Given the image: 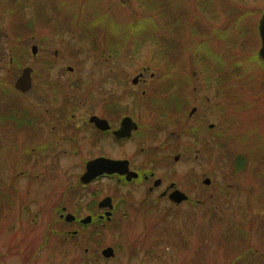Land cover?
<instances>
[{
    "label": "rangeland",
    "instance_id": "rangeland-1",
    "mask_svg": "<svg viewBox=\"0 0 264 264\" xmlns=\"http://www.w3.org/2000/svg\"><path fill=\"white\" fill-rule=\"evenodd\" d=\"M11 1L0 10V264H264V66L258 58L264 0ZM135 22L147 31L133 33ZM190 65L209 80L210 94L200 84L195 97L225 93L223 139L209 135L202 165L194 151L172 165L193 167V201L178 206L161 199V190L112 179L83 189L79 157L104 150L116 161L125 153V144L115 141L92 147L87 128H75L102 108L125 113V106L140 105L134 114L146 126L138 143H154L157 137L144 133L158 122L163 139L194 140L184 132L180 138L171 118L164 125L156 109L165 106H151L158 98L135 101L147 86L132 84L143 66L160 68L155 80H164L175 68L191 77ZM26 67L34 70L33 88L20 93L15 83ZM217 122L215 115L208 120ZM192 142L200 148L197 138ZM137 145H127L130 154ZM241 155L251 161L238 172L234 160ZM111 195L127 199L112 221L81 229L76 238L66 235L70 226L58 208L86 217ZM106 246L115 250L112 259L100 254Z\"/></svg>",
    "mask_w": 264,
    "mask_h": 264
},
{
    "label": "flooded vegetation",
    "instance_id": "flooded-vegetation-1",
    "mask_svg": "<svg viewBox=\"0 0 264 264\" xmlns=\"http://www.w3.org/2000/svg\"><path fill=\"white\" fill-rule=\"evenodd\" d=\"M190 67L188 68L187 71L191 74V77L188 75L182 76V74H179V68H175V70H173L169 75V77H166V79L155 80L158 77V75H160L161 69L159 68V71H152L150 66H143L137 72V74L132 77V84L134 86H139V85L147 86V88L141 92V96L135 95L133 96V98L135 101L136 100L142 101V103L145 102V99H147L146 97H148L149 99H151L153 96L155 98H158L151 102L152 104L151 106L155 108L161 105L165 106L164 108H162L164 110L156 109L158 111V114L161 116V118H163L164 125L166 124V121L169 118H171L173 120L174 128L180 131L177 132L180 133L179 137L181 138V134H183L184 132V135H190L192 138H194V140H196L197 138L200 141L199 142L200 148L197 147L194 149L192 142L194 141L193 139L190 140L187 138L186 139L187 143H185L184 145L183 143L175 144V142L178 139L175 136L172 139L168 138L169 136L168 137L166 136L163 139L160 133L161 128L163 129V124H161L160 122L157 123V127H156L157 130H155L156 128L153 129L152 127L150 128L147 127L148 132L144 133L149 137V139L150 136H152V134L157 137V139H155L153 144H151V141L149 145L138 143L140 142L138 140L141 139L142 141L143 139V138H139L141 137L139 136V133L141 134L142 129L145 128L146 126L141 122L140 116L136 117V115L134 114L135 111L140 110L139 109L141 107L140 105H136L137 103L135 102L132 106L133 108H131L130 106H125V113L117 112L116 111L117 109H114L112 107L102 108L100 113L94 112L90 114L88 117L81 119L83 120V122L75 121V128L77 130L80 127H84V126L85 128H87V130L89 131V133H87L89 135L88 142L92 147L93 145L94 147H97V144L101 143L102 141H104L105 143L107 142L113 143L115 141L120 145L125 144V153L123 154V157H120V159L118 160L125 161V171L127 168L128 173L133 172L136 175H138V177H132V179L129 180L127 178L128 176L127 174L125 176H120L118 174L103 175L97 178L93 183L98 184L101 180L112 179V180H116L117 184H120L119 186L122 187L143 186L145 189H148L149 193H153V192H157V190H161L159 197L161 199L166 198L171 202H173L170 198L171 195L179 191L187 195V199L181 203L173 202L176 205L179 204L178 206L186 204L193 199V196L191 194L194 184L192 182L193 167L192 168L189 167L188 169H184V170L183 169L177 170V169H173L172 165H176L177 163L179 164L188 157H191L190 153L192 154L193 151L195 153L201 152L202 154L201 165H202L204 163V157L209 152V149L211 150L210 138L213 137L214 142H216L215 141L216 139L218 140L223 139L221 137H224L225 134L224 121L221 124L220 120L225 119V115H224L225 93H223V97H222V92L219 89H217V92L215 91L214 94H212V98H210L208 95L210 94L209 85H208L209 80L204 79L203 76L197 75L196 71L193 70L192 65H190ZM199 80L201 82H199ZM218 81L219 79L217 80V82ZM200 84H201V89L206 91L208 94L205 93L203 97L202 96L195 97L194 95L199 92L198 85ZM164 89H168V91H164ZM133 91L134 92H132V94H135V89H133ZM191 94L193 95L192 97L190 96ZM167 99L172 100L171 108H168L165 104V101ZM149 108L152 109L151 107ZM161 110L162 112L160 113ZM184 112H188V113L185 114ZM169 113L171 114L170 116ZM182 114H185V116L183 118H180ZM213 115L217 116L218 122L208 123V120ZM92 117L99 118L100 120L104 121V124L101 123L97 124L95 121H92ZM124 119L125 121L126 119H130L131 122L130 123L126 122L128 128H125V139H119L115 136V133L116 131H119L122 128V123ZM177 119L179 120L177 123H175L174 121ZM62 120L65 119L61 118L60 121ZM131 123H135L136 126H134V124L131 125ZM62 125L65 124L62 123ZM133 126L134 128H132ZM129 127H131L132 129ZM167 130L172 131L169 129ZM171 133H173V131ZM83 139L87 140V138H83ZM83 139L80 141L81 145ZM130 142L138 144L136 149L134 150L135 152H133L132 154H130L129 149L127 147V145ZM220 145L221 144L217 143L218 147H220ZM179 146L184 147L183 152H178ZM79 153L81 155L80 148H79V152L76 150L75 154H79ZM141 155L143 156L145 155L144 156L145 158L141 157ZM199 155L200 154L196 156V159L199 158ZM100 158L112 159L108 156L106 152H104V150H102L99 153L97 152L94 155L93 153H89V156L85 158L79 157V159H81L82 162L85 163V172H86L87 164L89 162L95 161ZM163 164L164 166H162ZM207 179L210 180V178L205 177L204 180L202 179V183L204 184V186L209 187L211 185V182L206 183ZM82 186L83 189L87 187L83 184ZM107 197H111L112 201L104 203L103 201ZM107 197L98 200L95 203V208L90 210V214L87 216L91 217V221L88 224H83L82 219L84 217L76 213H72V215L76 216V219L71 223L67 222L66 214L62 213L61 211L67 213L68 207L66 206H61V208L57 207L58 208L57 211L58 213H60L59 217L63 219L70 226L68 230L65 231L66 235H71L72 238H76V236H78L81 233V229L94 226L93 224H95L96 227L98 228L99 225L105 222L112 221L113 217H115L116 214L121 209L120 204L124 205L125 203H127V199L125 197L115 198L114 195ZM90 246L91 245L86 246V251H89ZM109 247L111 246H106L101 250L100 254L102 255L103 259L109 260V258L103 256V251ZM94 250H96V248ZM88 260L91 261L96 259H88Z\"/></svg>",
    "mask_w": 264,
    "mask_h": 264
},
{
    "label": "water",
    "instance_id": "water-1",
    "mask_svg": "<svg viewBox=\"0 0 264 264\" xmlns=\"http://www.w3.org/2000/svg\"><path fill=\"white\" fill-rule=\"evenodd\" d=\"M259 33H260L261 43H262V46L259 51V57L262 61H264V13L260 20ZM32 51H33V54L36 55L38 52L37 46H33ZM32 72H33V69L30 67H26L23 69L21 76L17 79L15 83V88L18 91L22 93H26L32 88ZM92 121H95L97 124L98 123L104 124V121L96 117H92ZM126 122L130 123L131 120L126 119L125 121L124 119L122 123V128L119 131H116L115 133V136L119 139L125 138V128H128V125ZM132 124L136 126L135 123H131V125ZM134 126L132 128H134ZM105 172L107 173L117 172L120 174H125V162L113 161L111 159H106V158H100L95 161H91L88 163L87 172L83 175L81 180L83 183H90L98 175H101ZM209 182H210L209 180L206 181V183H209ZM171 198L176 202H181L183 199H186V196L180 192H175L171 195ZM69 217L71 218L70 215L68 216V219ZM103 254L106 257H112L114 255V252L112 248H108L104 250Z\"/></svg>",
    "mask_w": 264,
    "mask_h": 264
},
{
    "label": "trees",
    "instance_id": "trees-1",
    "mask_svg": "<svg viewBox=\"0 0 264 264\" xmlns=\"http://www.w3.org/2000/svg\"><path fill=\"white\" fill-rule=\"evenodd\" d=\"M5 2H6V0H0V10H3L4 8H6L7 7V4H5ZM11 2H17L16 0H12ZM136 25V28L134 27L135 25ZM133 33H134V31L137 33V30L139 29L140 30V33L143 31H147V29L145 30V25L143 26V25H141V23L139 22V23H133ZM132 27V26H131ZM220 30L221 29H216V32H218L216 35L217 36H220L221 38H224L225 37V31H224V33L223 32H220ZM142 32V33H143ZM197 45H199V46H201L202 44H197ZM207 55H209V54H206L205 55V57H207ZM214 59H216V57L214 56L213 57ZM208 59H209V56H208ZM218 62V61H217ZM216 62V63H217ZM10 121V120H9ZM254 152H255V150L253 151V154H254ZM254 155H256V154H254ZM247 157V156H246ZM264 157V156H263ZM250 161L251 160H249V158L247 157V158H244L242 155L238 158V159H236V160H234V163H238V167H239V170H238V172H242V171H246V169L248 168V166H250ZM262 175L264 176V174L262 173ZM242 261V260H241ZM240 262V261H239ZM238 262V263H239Z\"/></svg>",
    "mask_w": 264,
    "mask_h": 264
}]
</instances>
